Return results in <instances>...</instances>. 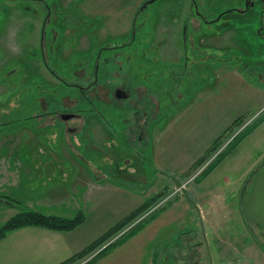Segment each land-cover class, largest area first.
<instances>
[{"label": "rangeland", "instance_id": "1", "mask_svg": "<svg viewBox=\"0 0 264 264\" xmlns=\"http://www.w3.org/2000/svg\"><path fill=\"white\" fill-rule=\"evenodd\" d=\"M148 1L0 0V160L19 168L8 148L42 147L89 162L65 212L36 210L82 214L97 242L69 264H264V230L232 199L264 160V0ZM207 180L222 194L204 224L191 195ZM12 191L0 226L21 205Z\"/></svg>", "mask_w": 264, "mask_h": 264}, {"label": "crops", "instance_id": "2", "mask_svg": "<svg viewBox=\"0 0 264 264\" xmlns=\"http://www.w3.org/2000/svg\"><path fill=\"white\" fill-rule=\"evenodd\" d=\"M39 148H30V151H25L26 149H22L23 151H21L19 148L7 149L6 153L21 154L23 155V158H19L17 156L15 157L19 168L12 167V165H15V163L12 162V157L1 158L0 193H5V190L7 189L15 192L18 191V195L13 191L12 192L17 195L18 201L25 208L33 211L41 210L42 212L49 210L55 212L56 214H61L62 212H65L62 211L64 210L63 207L68 204H72L73 202V188L75 184H83L82 181L84 178H81L78 172L80 167L84 164L89 167V162L81 161L80 163H76L74 159L70 157L71 161H68L69 164L66 166L65 164L58 162L59 152H56V150L52 151L51 149L46 151V149ZM26 153L34 156L26 157L24 156ZM45 154L48 157L42 160V157H44ZM70 170H73L74 173L71 174L69 172ZM10 174L12 175L8 176ZM87 174V169H85L84 176L87 177ZM11 178V183H14L15 185L17 184L16 190L11 189L13 186L10 185L11 183H7L9 179L11 180ZM225 179H227V177ZM203 183L206 185V192H210V194L207 196L198 195L201 192L199 190H194L195 193L191 195V198H195L198 207V214L200 219L205 224L206 221L208 222L209 219L212 218V214L210 213L215 211L214 204L216 199H212L211 196H215L213 193L216 191L221 195L222 190L218 191V188H216V191H214V185L212 186V183L209 180L204 181ZM67 185L71 187L72 192L69 196L66 195L67 191H59V194L63 192L61 197L59 194L51 197V191L66 190L65 188ZM62 186L63 188H61ZM42 189L45 190V194L39 192ZM238 189L239 188L236 190ZM119 190L122 189L119 188ZM236 190L232 193V199L237 204L240 199V195L235 193ZM159 192L160 191L156 194H159ZM122 194L131 198L133 196V190H125ZM152 195L145 197L143 203L146 199L152 197ZM66 201L67 203H65ZM154 203L155 202H153L152 206H154ZM139 206L140 205L136 206L134 209L132 206L126 207L120 219L125 217V215L129 216ZM10 208L11 206L9 205L0 204L1 212H3L4 209H6V212H9L11 211ZM70 209H72V207ZM17 212L18 211H16L15 214ZM15 214H12L11 216ZM208 215L209 218L207 220L206 218ZM211 221L212 219L210 222ZM81 225L70 230L39 225H25L10 230L2 238H0V264H62L70 261L75 253L81 251L86 244L90 242V240L85 241L82 235H80ZM219 251L220 252H217V254L222 253V249Z\"/></svg>", "mask_w": 264, "mask_h": 264}, {"label": "trees", "instance_id": "3", "mask_svg": "<svg viewBox=\"0 0 264 264\" xmlns=\"http://www.w3.org/2000/svg\"><path fill=\"white\" fill-rule=\"evenodd\" d=\"M214 146L215 145H212L211 147L213 148ZM226 151L227 150H225V152ZM221 157H222V155L220 156V158ZM214 165H215V163H214ZM214 165L211 168H213ZM154 197L157 198V196L155 195L153 197L146 199L142 206L140 205L136 210H134L133 213H131L129 216H127V217L123 218L122 220H120L119 222H117V224L115 226H113L112 228L118 226L117 229H121L122 227H124L122 225H124L125 223H127L128 220H130L129 217H132V216L134 217L136 211H137V213L138 212L141 213L142 211L147 210V208H149V206H151L153 204L154 199H156ZM151 198H153V199L150 200ZM0 204L14 206V203L11 204V200L7 197H0ZM17 208H18V212L15 215L11 216L4 224H2L0 226V238H2L10 230H13V229L20 227V226L39 225V226H44V227L70 230V229H73V228L79 226L84 220L82 214L77 215V216H80L79 219L77 217H74L71 220L69 219L68 221H65V219L57 218L56 216H53V215L47 216V215L39 213L35 210L33 211V210L26 209L23 206H21L20 204L17 206ZM152 214H154V213H152ZM145 222L146 221L142 222L141 224H138L137 227H134L133 232L142 228L145 225ZM96 242H97V240H95L93 243H90L84 249H82L78 253H75V255L72 257V259L70 261L64 262L62 264H69V263L73 262L75 260V258H78L80 255H83L84 252L90 250L93 247L92 245ZM92 259H93V257L90 259V261L87 264H90L93 261Z\"/></svg>", "mask_w": 264, "mask_h": 264}, {"label": "water", "instance_id": "4", "mask_svg": "<svg viewBox=\"0 0 264 264\" xmlns=\"http://www.w3.org/2000/svg\"><path fill=\"white\" fill-rule=\"evenodd\" d=\"M152 1L154 0L148 2ZM115 93L117 98L127 97L121 89H117ZM239 201L244 220L253 225H259L264 230V160L255 171L250 188L242 189Z\"/></svg>", "mask_w": 264, "mask_h": 264}, {"label": "flooded vegetation", "instance_id": "5", "mask_svg": "<svg viewBox=\"0 0 264 264\" xmlns=\"http://www.w3.org/2000/svg\"><path fill=\"white\" fill-rule=\"evenodd\" d=\"M237 11H238V12H245V10H237ZM259 36L264 38V35L261 34V33H259ZM262 44L264 45V40L262 41ZM249 54H250V53H249ZM95 73H96V70H95ZM117 89H121V88H117ZM117 89H116V90H117ZM116 90L114 91V97H115L117 100H125V99L129 98V94H128V92L125 91V90H123V89H121V90H123V91L127 94V97H126V98H117L116 95H115V94H116V93H115ZM138 98L141 99V95H139ZM137 102H138V101H137ZM65 114H67V115H65ZM65 114L62 115V117L65 118V119L72 118L73 116H75L74 113H65ZM129 127H130V126H129ZM78 172H79L81 178L85 177L84 174H83V168H82V167H80V170H79ZM250 224H251V223H250ZM252 226H253V224H252ZM252 226H251V228H250V233H251V234H252V231H253V227H252ZM260 228H261V227H260ZM252 235H253V234H252Z\"/></svg>", "mask_w": 264, "mask_h": 264}, {"label": "bare ground", "instance_id": "6", "mask_svg": "<svg viewBox=\"0 0 264 264\" xmlns=\"http://www.w3.org/2000/svg\"><path fill=\"white\" fill-rule=\"evenodd\" d=\"M241 192V191H240ZM125 230V229H124Z\"/></svg>", "mask_w": 264, "mask_h": 264}]
</instances>
